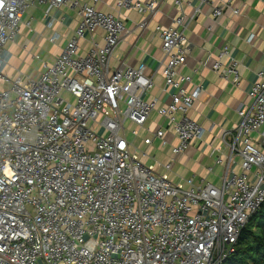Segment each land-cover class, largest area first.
I'll return each instance as SVG.
<instances>
[{"label":"built area","instance_id":"1","mask_svg":"<svg viewBox=\"0 0 264 264\" xmlns=\"http://www.w3.org/2000/svg\"><path fill=\"white\" fill-rule=\"evenodd\" d=\"M158 1L120 0L117 6L152 16ZM99 2L0 0V264H222L264 205V72L249 89L251 105L238 111L237 125L222 131L221 147L210 151L214 164L206 173L220 166L219 185L192 176L179 187L136 159L133 140L152 114L171 127L174 157L203 138V128L189 116L202 89L187 92L191 78L179 72L188 53L186 22L198 9L187 19L179 15L172 27H155L161 75L172 90L170 102L157 107L142 98L154 86L143 64L110 70L124 25L97 11ZM66 3L80 20L55 61L43 64L37 79L7 76L5 46L18 35L25 13L47 6L51 28L49 11ZM185 3L173 0L179 10ZM220 15L213 6L212 17ZM146 25L144 20L139 27ZM97 31L101 46L93 40ZM85 35L91 47L79 55ZM239 65L223 46L211 70L237 88ZM147 132L145 147L154 140L159 150L167 146L165 130ZM156 165L172 173L171 164Z\"/></svg>","mask_w":264,"mask_h":264},{"label":"crops","instance_id":"2","mask_svg":"<svg viewBox=\"0 0 264 264\" xmlns=\"http://www.w3.org/2000/svg\"><path fill=\"white\" fill-rule=\"evenodd\" d=\"M78 1L93 4L92 0ZM119 1L100 0L96 5L97 11L118 16L124 25L122 38L109 62L110 70L121 65L137 68L143 64L145 74L151 77L154 86L142 98L148 102L155 101L157 107L170 102L172 90L165 88L161 75L164 57L155 27H172L179 15L183 14L187 19L198 9L195 18L186 22L184 35L188 53L179 72L191 78V82L184 86L187 92L192 91L194 87L202 89L200 97L192 105L189 116L203 128V138L190 146L183 155L174 157L171 148L177 145V141L171 127L164 119L152 114L145 128L140 130L133 142L138 149L136 156L142 155L148 149L159 151L158 140H154L153 145L147 148L142 139L148 136L147 129L153 132L162 128L165 130L167 146L160 149V152L165 150L167 153L164 156L165 162L174 158L171 171L177 174L169 175L157 165L151 169L170 178L173 184L182 188L185 187L183 179L192 176L204 177L212 184L219 185L218 177L222 173L220 166H215L212 173H206V167L214 164V156H211L210 151L212 147H221L222 131L231 130L237 125L238 111L251 105L249 89L257 81V73L264 72V0H208L213 6L221 9V15L215 19L212 17L213 6L200 3V0H186L182 10L174 6L173 0H160L157 11L152 16L148 13L139 14L132 8L119 9ZM149 1L151 0H142L144 3ZM226 2L229 8L224 5ZM233 9L238 10L239 14L233 15ZM46 10L45 5L31 7L22 18L18 35L5 46L9 62L4 72L10 78L21 75L37 79L42 73L43 64H52L73 36L80 20L76 8L66 3L57 9H51V28H46ZM144 20L147 25L142 29L139 24ZM26 23H29V26ZM93 40L101 46L102 33H94ZM223 46H227L230 55L240 63V84L237 88L211 70V65ZM90 47V36L85 35L78 42V54L84 55ZM221 63L225 64L226 59L223 58ZM222 152L226 154L224 147ZM236 171L239 172V169Z\"/></svg>","mask_w":264,"mask_h":264},{"label":"trees","instance_id":"3","mask_svg":"<svg viewBox=\"0 0 264 264\" xmlns=\"http://www.w3.org/2000/svg\"><path fill=\"white\" fill-rule=\"evenodd\" d=\"M222 264H264V205L241 230L234 252Z\"/></svg>","mask_w":264,"mask_h":264},{"label":"rangeland","instance_id":"4","mask_svg":"<svg viewBox=\"0 0 264 264\" xmlns=\"http://www.w3.org/2000/svg\"><path fill=\"white\" fill-rule=\"evenodd\" d=\"M65 97H66V95H65ZM253 136H255V135H253ZM129 138H131V137H129ZM166 154L167 153L165 152V150H163V151L160 152V150L158 151V149H156V150H154V149H148L147 150V155H148L149 158L148 157H143L140 154H137V156L135 155V157H136L137 160H140L146 167H148V168L151 169V167H156V162L157 163H161L163 165L172 164L173 161H174V158L173 159L170 158V160L169 161H166V162L164 161V156ZM172 173H173V176L175 174H177V173H174V171H172ZM169 175H172V174L169 173ZM181 178H184V177H181Z\"/></svg>","mask_w":264,"mask_h":264}]
</instances>
